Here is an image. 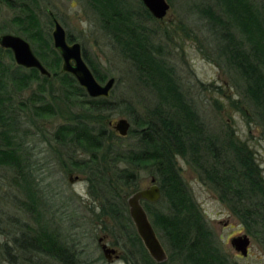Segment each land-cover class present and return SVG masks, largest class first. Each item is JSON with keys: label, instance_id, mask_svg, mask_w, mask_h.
I'll return each mask as SVG.
<instances>
[{"label": "trees", "instance_id": "obj_1", "mask_svg": "<svg viewBox=\"0 0 264 264\" xmlns=\"http://www.w3.org/2000/svg\"><path fill=\"white\" fill-rule=\"evenodd\" d=\"M35 1L0 0L8 9L18 12L11 20L17 26L12 31L31 42L34 54L51 74L39 77L35 69H27V73L22 74L19 66L11 73L0 59V166L14 167L18 172L23 168L16 153L19 146L15 148L9 134L19 118L11 104L9 85L21 90L32 79H41L37 89L39 96L35 97L39 106L34 105V113L54 116V108L51 109L54 103L62 113L61 118L69 121L57 127V143L92 155L90 164L74 160L73 156L68 159L74 167L89 171L90 186L99 188L98 196H92L100 200L102 215L126 229V222L131 220L123 213L124 197L122 203L120 197L136 190L140 173L145 172L158 181L162 198L156 204L142 202V206L171 258L177 256L178 264H231L184 183L176 158L191 164L234 213L248 220L246 223L259 225L261 230L264 229V178L252 152L238 144L232 132L211 135L199 119L172 67L160 59L150 32L145 29L144 23L154 18L141 3L135 7L128 0H88L101 29L135 67L137 80L156 94L155 108L151 112L148 110L145 117H134V109L128 106V114L136 128L130 132L137 144L122 150L117 142L113 143L120 137L106 123L107 112L116 109L110 97L90 99L70 75L60 72L61 59L52 46L49 33L44 35V28L33 10ZM208 1L210 4L199 11L214 37L216 61L242 79V95L254 110L250 119L256 118L264 127V4L257 0ZM0 53H6L13 61L10 51L0 49ZM82 56L96 79L102 80L84 52ZM54 77L59 80L58 88H53L51 83ZM52 89L57 90V97L49 92ZM47 95L51 97L48 102ZM76 95L83 98V102H75ZM79 104L82 109L72 111ZM62 105L64 109L60 108ZM21 176L26 178L25 174ZM25 178L23 181L28 184ZM127 237L131 246L136 245L142 264H156L136 234ZM15 243L16 250H56L61 263L77 264L76 254L70 247L55 243L54 236L45 227L39 226L37 230L25 227ZM171 258L167 262H171Z\"/></svg>", "mask_w": 264, "mask_h": 264}, {"label": "rangeland", "instance_id": "obj_2", "mask_svg": "<svg viewBox=\"0 0 264 264\" xmlns=\"http://www.w3.org/2000/svg\"><path fill=\"white\" fill-rule=\"evenodd\" d=\"M128 1L135 7L141 3V0ZM257 1L264 4V0ZM166 2L170 9L163 19L144 23L160 59L172 67L185 96L209 133L221 136L225 132H232L233 139L252 152L255 164L264 178V127L256 118L250 119L254 110L242 95V79L216 61L214 37L199 11L210 2ZM33 10L44 28V35L49 33L51 36L52 14L64 29L67 40L70 38L72 42L81 45L82 52L103 77L102 80L97 79L101 84L110 78L115 79L109 101L116 109L109 114L107 112V127L118 136L111 123L126 119L130 123L128 135L119 136L120 139H114L113 143L117 142L122 150L134 148L137 140L130 131L136 128L128 114V106L134 109V117H145L148 110L151 112L155 108L156 94L151 87H145L137 80L135 67L101 29L89 1L36 0ZM17 14V11L8 9L0 2V35L19 36L33 50L30 41L12 31L17 26L11 20ZM0 59L4 65H8L11 73L17 71L14 60L10 61L6 53H0ZM22 69L19 73H27V69ZM51 80L53 88H58L59 80L55 77ZM40 83L41 79L36 78L21 90L13 86L11 88V85L8 88L12 92L11 104L16 116H19L9 134L15 148L19 146L16 153L23 168L20 167L22 172H18L14 167L0 166V264H63L57 258L56 250H16L15 239L20 238L25 227L37 230L39 226L45 227L54 236L55 243L67 244L76 254L77 264H142L136 245L131 246L127 237L134 234L138 237L132 221L126 222V229H122L121 225L117 226L110 218L102 215L100 200L93 197L98 196L99 188L90 186L89 171L69 164V156L90 164L92 155L75 151L73 146L57 143V127L69 121L61 118L62 113L58 112L54 103L52 107L47 104L51 109L54 108L56 115L37 116L34 113V105L39 106L35 97L37 94L39 96L37 89ZM52 90L49 91L51 95L57 97V90ZM50 99V95H47L46 101ZM74 100L83 102V98L78 95ZM24 103L26 107H21ZM79 107L80 104L72 111ZM60 108L65 107L62 105ZM176 164L217 245L231 264H264V229L261 230L259 225L251 222L246 223L248 220L234 213L187 161L177 157ZM24 178L28 184L24 183ZM152 179L141 172L137 189L120 197V203L124 197L123 213L126 216L129 217L127 197L138 190L147 189ZM155 184L160 187L157 180ZM29 236L32 237V233ZM238 236L249 239L248 255L245 258L231 246L232 238ZM99 239L102 241L99 242ZM103 244L115 250L114 254L109 255L110 261L101 250ZM163 247L167 260H170V251ZM179 261L177 256H172L171 262L167 264H178Z\"/></svg>", "mask_w": 264, "mask_h": 264}, {"label": "water", "instance_id": "obj_3", "mask_svg": "<svg viewBox=\"0 0 264 264\" xmlns=\"http://www.w3.org/2000/svg\"><path fill=\"white\" fill-rule=\"evenodd\" d=\"M144 8L156 20L163 19L170 6L166 0H141ZM53 23L51 32L52 46L61 59L60 72L70 75L82 88L90 99H108L115 84V79L110 78L101 84L82 56L81 45L68 42L64 29L57 20L50 15ZM0 48L11 52L14 63L25 69H35L41 76L50 77L51 74L43 66L41 61L34 54L30 44L23 38L12 35H0ZM118 136L126 137L130 130V123L126 119H119L111 123ZM162 198L160 187L151 180V186L147 189L138 190L126 199L129 217L135 227L136 233L149 257L156 263L162 264L167 260V253L162 246L149 218L142 206V202L150 204L158 203ZM102 239H99V242ZM231 246L242 257H247L249 239L246 236L232 238ZM101 250L110 261V254L115 250L108 248L106 244L101 245Z\"/></svg>", "mask_w": 264, "mask_h": 264}]
</instances>
